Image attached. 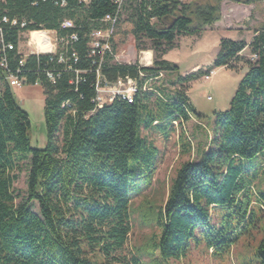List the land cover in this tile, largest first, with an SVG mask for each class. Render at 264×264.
Listing matches in <instances>:
<instances>
[{"label": "trees", "instance_id": "trees-1", "mask_svg": "<svg viewBox=\"0 0 264 264\" xmlns=\"http://www.w3.org/2000/svg\"><path fill=\"white\" fill-rule=\"evenodd\" d=\"M64 1L61 6V0H0L1 37L12 46L3 55L6 70L0 67V264H169L199 245L215 258L228 256L249 226L260 223L261 210L254 204H264V184L254 191L255 175L248 176L256 171L249 161L264 154V25L249 44L220 39L210 67L238 72L243 64L247 71L227 110L213 113L208 149L198 148L194 162L179 166L162 205L146 212L144 220L157 232L128 257L124 251L131 233V202L151 184L159 158L142 131L167 137L173 123L201 116L180 88H159L138 94L131 104L114 100L96 109L100 60L89 55V34L106 26L102 20L117 5L114 0L86 5ZM224 1L124 0L115 34L124 19L135 49L152 52V63H116L113 38L111 53L102 57L100 77L108 83L129 78L142 86L149 78L139 74L177 71L164 56L177 48L179 37L198 36L219 22ZM228 1L254 5L260 0ZM64 21L73 27L63 28ZM34 31L54 32L66 40L75 35L76 41H67L52 56L24 57L17 51L21 34ZM246 49L250 59L243 60L240 55ZM60 53L64 63L57 62ZM47 71L56 75L54 82L47 79ZM209 72L178 76L172 84L185 88ZM5 74L40 87L43 149L31 146L29 116ZM180 137L185 153H190L183 133ZM23 172L26 189L21 194L14 184ZM31 203L37 204V214ZM262 231L254 255L240 264H264Z\"/></svg>", "mask_w": 264, "mask_h": 264}, {"label": "rangeland", "instance_id": "rangeland-1", "mask_svg": "<svg viewBox=\"0 0 264 264\" xmlns=\"http://www.w3.org/2000/svg\"><path fill=\"white\" fill-rule=\"evenodd\" d=\"M182 1L189 3L192 0ZM203 1L212 3L213 0ZM220 13L221 19L219 22H221L217 26L219 28L215 27L204 32L197 40L195 36H181L177 39V48H180L170 55V57H176L178 60L177 71L164 72L159 79L151 78L147 81V89L154 91L159 88H165L169 91L177 88L184 89L195 113L201 118L190 115L187 120L173 123V129L167 131V137L166 134L154 130L142 131V136L158 149L159 158L151 184L144 188L140 194L134 196L131 202V233L124 251V254L128 257L135 249L149 243L152 235L157 232L153 223L144 220L146 219V212L152 210L151 207L153 206L155 210L162 205L170 181L179 166L187 161L194 162L197 159L196 150L198 148L208 149L206 140L210 135L209 127L213 113L227 110L238 82L247 71L243 64L239 65L240 70L238 72H231L224 68L212 69L208 66L211 65L218 53L219 38H221L219 37L220 28L228 27L230 29V31L223 33L224 38L235 41L248 40L256 30L264 25V0H260L254 5L239 4L227 0L221 3ZM206 29L208 28L204 30ZM130 31V25L122 19V23L114 36V61L121 64L137 63L141 67L146 66L142 61V56L144 52L150 51H137ZM48 37L53 41L55 34H48ZM52 46H54V43H52ZM53 48H57V45ZM34 49L35 47L30 44L27 34L21 35L18 45L20 54L25 56ZM240 57L243 60L250 59L248 50L246 49ZM151 63L152 56L150 64L146 67H150ZM194 64H199L201 67L196 71H191ZM199 70L204 71V75L209 71L211 72L208 76L204 77L203 75L195 82L186 84L185 88L172 84L178 76L185 77ZM13 93L20 107L29 116L31 146L43 149L46 143V132L43 120L44 98L40 87L13 88ZM182 133L189 142L190 153H185L182 147L183 141L180 137ZM249 164L256 167V171L251 172L248 176L255 175L253 188L254 191H257L264 184V154H260L249 161ZM14 188L19 193L24 194L26 189V175L24 172L19 175ZM254 205L261 210L257 213L261 218L260 223L256 228L249 226L241 240L231 247L228 256H224L223 259L215 258L211 255V251H206L203 245H199L190 247L185 257L180 261H170L169 264H240L243 259L251 258L254 255L258 241L263 235L262 229L264 230V204L260 202ZM29 207L32 212L38 213L37 204L31 203ZM211 215L214 219V212Z\"/></svg>", "mask_w": 264, "mask_h": 264}, {"label": "built area", "instance_id": "built-area-1", "mask_svg": "<svg viewBox=\"0 0 264 264\" xmlns=\"http://www.w3.org/2000/svg\"><path fill=\"white\" fill-rule=\"evenodd\" d=\"M92 0H79L80 3L83 4H89ZM124 0H114V3L117 5V9L116 11L111 14V15H107L102 22L106 24V26L103 29H97V30H93L90 32L89 34V55L90 56H98L100 62L98 63V67L96 70V81L94 84V88H95V99L93 100V102L95 103V107L96 109H101L103 106L108 105L110 103H112L114 100H118V101H125L129 104H131L134 101V98L140 94V93H144L147 91H153L152 89H147V81L140 86L138 81L136 80H132L129 78H125V79H118L116 82L114 83H108L107 81H105L104 79H102L100 77L99 74V67H100V63L102 61V57L108 53H111V42L112 39L114 38L115 35V31H116V25L118 23L119 20V16L121 13V5L123 3ZM182 1V0H180ZM61 6L65 5V1L61 0L60 2ZM7 20L4 18L3 22H6ZM16 22L13 21L12 25H15ZM20 27L23 28L24 24H20ZM63 28H72L73 24L70 21H64L62 24ZM1 28H0V67L4 70H6V63H5V58H4V53L6 50H11L12 46L10 44H5L3 43L2 37H1ZM43 33H45V35L48 34H52L54 32H49V31H42ZM23 34H27V36L30 39L31 36V32L28 33H23ZM21 34V35H23ZM55 34V33H54ZM48 40L50 42V51L46 52V51H40L38 50L34 45L35 49L34 51L29 52L28 54H26L24 57L28 56V55H35V56H39V55H47V56H52L56 54V51L58 49L59 46H65L67 45V41H76V36L75 35H71L69 38L66 39H58V37L55 34V37H53V41L52 39H50V37H48ZM52 43H54V46H52ZM55 45H57V48H53L55 47ZM17 51L18 53V47H17ZM71 57L73 58L74 62L76 61V56L74 53L71 54ZM255 57L252 56V59H254ZM57 62L58 63H64V56L63 53H60L58 55L57 58ZM20 65H22V62H20ZM142 67H146V66H142ZM78 73V72H76ZM163 73H157L155 76H145L143 74H139L140 78H149V80L151 78L154 79H159L160 77H162ZM46 77L50 82H54L56 75L54 74L53 71H47L46 72ZM5 81L10 85L11 88H21V87H28L27 86V82L24 78H19L13 75H6L5 74ZM34 86H38V84H34Z\"/></svg>", "mask_w": 264, "mask_h": 264}, {"label": "bare ground", "instance_id": "bare-ground-1", "mask_svg": "<svg viewBox=\"0 0 264 264\" xmlns=\"http://www.w3.org/2000/svg\"><path fill=\"white\" fill-rule=\"evenodd\" d=\"M29 42L30 44H32V46L34 45L40 51H50L51 44L48 40V37L47 35H45V33L41 31L32 32ZM142 61L146 64V66L149 65L151 62V53L144 52L142 56Z\"/></svg>", "mask_w": 264, "mask_h": 264}, {"label": "crops", "instance_id": "crops-1", "mask_svg": "<svg viewBox=\"0 0 264 264\" xmlns=\"http://www.w3.org/2000/svg\"><path fill=\"white\" fill-rule=\"evenodd\" d=\"M222 19H224V17H222ZM220 22H221V21H220ZM220 22L215 23L211 28H208V29L204 30V31H203L202 33H200L198 36H195L196 40H197V38H198L199 36H201L204 32L209 31V30H211V29L217 27L218 24H219ZM217 28H219V27H217ZM220 29H221V31H220V36H219V37H221V38H219V41H220V39H224V37H223V33H224V32H226V31H230V29H229L228 27H223V28H220ZM239 30H241V28H239ZM231 31H232V30H231ZM234 32H235V31H234ZM236 32H238V31H236ZM31 33H32V32H31ZM253 36H254V34H252V36H251L248 40H243V41H244L246 44H249V42L251 41V39H252ZM225 39L233 40V39H230V38H225ZM233 41H235V40H233ZM236 41H239V40H236ZM179 48H180V47H178V48H176V49H174V50L168 52V53L164 56V59H165L166 61L170 62V63H173V64H175V65H178V60H177V58H176V57H170V55H171V53H173V52L179 50ZM244 51H245V50H244ZM244 51H243V52H244ZM243 52H242V53H243ZM150 53H151V56H152V52H150ZM208 66H210V65H208ZM200 67H201V66H200L199 64H194V65L191 67V71H196V70L199 69ZM219 69H222V68H219Z\"/></svg>", "mask_w": 264, "mask_h": 264}]
</instances>
